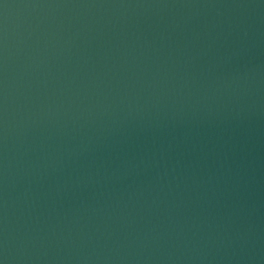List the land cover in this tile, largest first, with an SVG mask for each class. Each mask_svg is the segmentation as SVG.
<instances>
[{
	"label": "water",
	"instance_id": "water-1",
	"mask_svg": "<svg viewBox=\"0 0 264 264\" xmlns=\"http://www.w3.org/2000/svg\"><path fill=\"white\" fill-rule=\"evenodd\" d=\"M0 264H264V0H0Z\"/></svg>",
	"mask_w": 264,
	"mask_h": 264
}]
</instances>
